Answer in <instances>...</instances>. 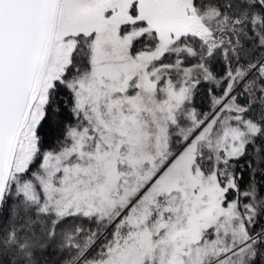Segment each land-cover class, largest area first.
Returning a JSON list of instances; mask_svg holds the SVG:
<instances>
[{"label": "snow or ice", "instance_id": "1", "mask_svg": "<svg viewBox=\"0 0 264 264\" xmlns=\"http://www.w3.org/2000/svg\"><path fill=\"white\" fill-rule=\"evenodd\" d=\"M0 264H264V0H0Z\"/></svg>", "mask_w": 264, "mask_h": 264}]
</instances>
